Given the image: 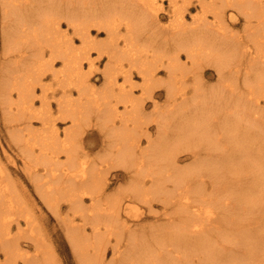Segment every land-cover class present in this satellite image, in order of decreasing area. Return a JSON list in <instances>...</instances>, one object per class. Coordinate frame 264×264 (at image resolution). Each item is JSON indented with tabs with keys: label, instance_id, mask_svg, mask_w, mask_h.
<instances>
[{
	"label": "bare ground",
	"instance_id": "obj_1",
	"mask_svg": "<svg viewBox=\"0 0 264 264\" xmlns=\"http://www.w3.org/2000/svg\"><path fill=\"white\" fill-rule=\"evenodd\" d=\"M168 1L171 19L161 26V0H3L6 130L45 205L60 216L66 204L83 217L84 224L65 226L83 264H105L113 237L107 264H263L264 195L244 196L250 176L264 186V0H197L201 12L191 21V0ZM235 20L245 22L243 30H233ZM103 56L98 85L92 74ZM207 61L220 82L209 90L202 83ZM158 88L165 105L155 99ZM146 99L154 106L149 114ZM96 128L106 141L101 157L85 147ZM187 158L193 162L182 166ZM1 161L4 264H57ZM116 168L130 181L122 194H109ZM124 200L151 213L160 201L163 213L132 225ZM24 237L35 254L24 250Z\"/></svg>",
	"mask_w": 264,
	"mask_h": 264
},
{
	"label": "rangeland",
	"instance_id": "obj_2",
	"mask_svg": "<svg viewBox=\"0 0 264 264\" xmlns=\"http://www.w3.org/2000/svg\"><path fill=\"white\" fill-rule=\"evenodd\" d=\"M161 1H163L162 3L165 7V10L163 9L160 11V22H159V24L160 25L162 24L161 26H166L169 24L170 19H171V16H169L168 10H169V8H172V7L170 6L171 3H169L168 0H161ZM191 1L193 3L189 4V9L186 12V14L188 15V21H191L192 15H195V14H198V12L199 13L201 12L200 11L201 7H200V4L197 2V0H191ZM2 2H3V0H0V85L2 84V81H3L2 70L4 69V66H5L4 65V63H5L4 61H6L5 60V56H6L5 52L7 50V48H5V45H4V34H5L4 32L7 29L5 27L6 22L9 20L7 17V14L5 12L6 7H4ZM180 2H182V0H180ZM230 12H232V11L229 10L228 13H230ZM209 15L211 17L210 13H209ZM235 21L237 23H231V27L234 28L233 30H235V31H238V29H239V31L243 30L245 22H243V20H235ZM62 23H63L64 28L69 27L71 29V27L66 24L67 23L66 20H64ZM122 28H124V26H122ZM69 32H71V34H72L71 30ZM93 33H94V35H97L99 40L105 39L106 35H107L105 33V29L103 30V28H102V30L100 32H98L97 29H94V26H93ZM23 39L25 40V38H23ZM76 43L80 44L79 41H77ZM78 46H80V45H78ZM94 56H98V55L96 53H94ZM181 57H182L181 60L183 63H185L186 61L187 62L189 61L188 58L186 57L185 51L181 52ZM107 59H108V57L103 56L102 63H100L98 65V67H100V68H98V70L94 74H92V77H94L95 82L98 85L102 84V82H103V78H102L101 74L103 72L104 64L106 63ZM189 64H190V62H189ZM189 64L187 66H190ZM58 66H60V64ZM164 70L160 72V76L162 78H165V71ZM203 70H204V74H203L202 81H204V82H202V83L206 85L205 89L209 90L212 88V86L214 87V85L216 86V85H218V83H220L217 68L215 66H213V64L211 65L208 61L205 62ZM189 75H191V73ZM241 77L244 78V76H241ZM134 82L140 83V84L142 83L140 75L138 76V74H134ZM140 84H137V85H140ZM157 91H158L157 97L155 99L158 101L159 105H165L166 93H165L164 89L158 88ZM0 92H1V90H0ZM136 93H137L136 95H138V96L141 95V87L136 88ZM224 96H226V95H224ZM262 102H261V104H262L261 106L264 107V103H262ZM38 104H40V102ZM54 106L56 107V105H54ZM144 106H146V112L148 114L151 113L152 111H154V106H153L152 100L146 99ZM2 114H3V116H2ZM150 119H148V121H151ZM148 124H149L148 126L150 127V131L154 135L156 133H158L157 126L155 125L154 122H149ZM65 125H68V123L66 121L60 122V129L63 130V126H65ZM6 129L7 128H6L5 123H4V110H1V107H0V160H2L1 161L2 164L4 166H6L7 170L12 174L11 177H13V178H11V180L14 179V181L16 183V187L18 188V190L22 191V193L24 194L25 197L24 196L23 197L27 203V207H28L29 211L32 212L33 216L35 217L36 225H37V228H36L37 232H39L40 235H42L43 238L46 239L45 242L47 243L48 248L51 250V252L53 250V252L55 253L54 258L56 260L55 259L54 260L57 261L56 262L57 264H83L81 261V257L79 256L78 251L75 250L74 244L70 241L69 231H66L67 227H65V226L70 227L72 224H76V223L78 225L84 224L83 217L79 213L77 214L73 210L69 209L66 204L61 208L62 213L60 216H59V214H56L53 211H51L49 209V207L47 205H45L42 198H40L38 192L35 191V189L33 188V183L31 181L29 175L27 174V172L24 170V162L22 161V158L20 157V150H18V147L15 146L13 140L10 138L9 131ZM87 136L88 137L85 138V144H86L85 147L87 149H90L91 150L90 152L94 156L98 155L101 157L102 152H103L102 146L106 143V141L103 142V139L105 138L104 134L101 131H99V129L96 128V129H92L91 131H89ZM156 136H157V134H156ZM142 140H145V138ZM12 142H13V144H12ZM145 143L146 142L144 141L143 145ZM181 155H183V154H181ZM192 162H193V159L187 158L186 160H184V162L181 163V165L187 166L189 163H192ZM118 169L117 168L112 169V171H110V173H108L109 182H110V185L108 187V189H109L108 193L109 194H112V193L122 194V191L125 190L124 187L126 185H128V183L130 181L129 177L122 170V168H120L119 170ZM254 178H255V180H254ZM247 181H248V179H247ZM256 181H257V177H255L254 175L249 177V181H248L249 184L246 183L248 185V187H246L247 192H248V196H244V197H247V198L252 197L253 198L255 196L254 198H257L258 200L262 199V197L264 195V186L258 185ZM118 187H121L122 189L118 188ZM211 188L212 187H209L208 190H210ZM124 201L126 202V204L124 203V207H125V205H127V203H129L128 207L131 210L132 214H129V213L126 214L124 212L123 216H124V218H127L130 221H132V222H130L132 225H133V222L136 221L137 219L142 220V221H139L140 224H148V223L153 221L152 216L154 214L157 215L159 213L160 214L163 213V208H162L163 206H162V203L160 201H154L153 202V208L154 209H153L152 213L146 208L145 203L126 201V200H124ZM257 209H258V207H257ZM73 213H75V214H73ZM16 217L19 218L20 216H18V214H16ZM64 218H65V223L63 224L62 222H64L63 221ZM19 219L21 221V224L24 225L25 221H26L25 218L20 217ZM72 220H73V223L71 222ZM68 222L71 223V225ZM13 226H14V229L16 230L17 229V222H14ZM38 226H40V227H38ZM86 230H88L86 232H89V233H91V231H92L90 229L89 225H86ZM124 237H126V235H124ZM113 238H112L113 242L110 243L108 245V248H107L108 252L106 255V261H105L106 263L105 264H107L109 261H111L114 257V252L111 249L112 244L115 241V238L114 239ZM21 244H22L24 250L26 248V250L28 252L29 251L31 252L30 254L36 253L35 252V250H36L35 244L28 237L22 238ZM259 247H260V248H258L259 251L261 250V252L264 253L263 245H260ZM235 249H238V248L236 247ZM232 253L237 255V252L235 250H233ZM261 258L264 259L263 256ZM4 259H5V255H4V253H2V251H0V261L2 260V262H0V264H4ZM79 260H80V262H79ZM262 261H264V260H262ZM259 262L261 264L260 260H259ZM19 264H24V263L21 260L19 262Z\"/></svg>",
	"mask_w": 264,
	"mask_h": 264
}]
</instances>
